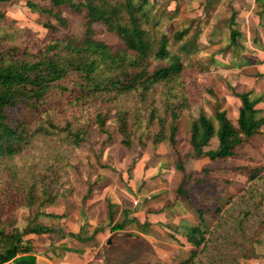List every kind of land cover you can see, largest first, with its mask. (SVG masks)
I'll list each match as a JSON object with an SVG mask.
<instances>
[{"label": "trees", "instance_id": "obj_1", "mask_svg": "<svg viewBox=\"0 0 264 264\" xmlns=\"http://www.w3.org/2000/svg\"><path fill=\"white\" fill-rule=\"evenodd\" d=\"M41 1L48 4L42 5L31 0L27 6L32 12L47 15L59 23L55 25L49 21L44 24L51 33L48 39L21 28L15 19L0 12V161H14L32 147L37 137L59 133H64L68 143L79 148L92 127L108 134V123L116 122L125 146H131L133 134L138 135L141 144L145 145L144 139L148 135L146 140L150 139L153 147L163 144L174 152L177 158L175 168L183 175L182 182L192 177L197 184L204 185L210 175L214 177L219 171L204 167L202 172L206 177L201 179L197 173L188 172L186 161L208 159L210 163H217L235 159L242 156L241 152L246 146L254 145L257 138L264 136L263 111L258 108L264 102V94H257L255 90L239 92L233 89V96L240 101L236 124L228 117L226 110H217L215 119L218 126L205 113H201L198 118L190 117L189 151L182 153L185 147L180 139L179 122L191 110L188 91L181 81L185 65L179 55L169 51L170 39L166 36L162 37L160 47L154 53L149 31L144 28V22L153 8L151 0ZM72 16H83L86 20L82 39L59 37L61 30L69 29ZM97 23L115 33L124 43L125 49L114 52L106 42L97 39ZM230 31L228 49L234 48V52H237L242 48L239 41L242 34L237 29L234 17ZM187 34L188 30L176 31L173 38L176 42H182ZM195 45L196 41L189 40L182 43L180 49L191 53ZM127 52H133L135 56L127 58ZM153 56L161 61H169V66L152 71ZM71 81L72 88L66 84ZM56 89H61L66 95L67 108L61 97L58 102L54 101ZM128 95H136L142 102L133 123L130 122V114L116 105L117 100ZM20 106L44 113L45 117L33 125L25 121H11L8 111ZM95 106V118L86 127L76 125L74 121L86 109ZM70 112L78 116L73 121L69 116L62 119V115ZM215 137L219 140L218 147L207 150ZM55 158L57 164L51 165L46 174L43 171L32 174L17 165L6 166V175L0 180V264H37L35 253L38 249L32 239H28L29 235L44 236L58 232L79 241H90L105 228L106 225L101 223L92 234L82 231L63 235V228L34 222L22 230L15 221H10L20 208L31 211L35 207L41 208L56 202L60 195L62 173H66V169L61 166L64 159L59 156V149ZM71 164V160H68L67 166L71 167ZM234 172L247 178V182L240 192L229 197L225 209L217 205L215 213L219 219L213 227L208 229L205 209H196L199 224L183 221L178 226L177 231L187 238L191 250L190 255L181 258L177 264L235 263L238 261L235 257L226 259L228 248L221 243L216 245L220 254L203 258L204 254L213 250L215 232L227 227L231 233L245 237L252 219L264 222L261 220L264 216L261 215L264 214V165H241ZM216 179L234 185L230 179ZM101 180L99 175L94 182H88V198L95 193ZM187 194L188 191L182 186L178 188V196L186 197ZM108 207L111 211L108 224L113 232L122 233L132 221L126 217L122 223L113 224L114 205L108 202ZM40 214L58 220L68 217L66 214L39 213L37 219ZM126 236L140 237L133 233H127ZM50 250H56V247ZM65 250L79 252L70 248Z\"/></svg>", "mask_w": 264, "mask_h": 264}, {"label": "rangeland", "instance_id": "obj_2", "mask_svg": "<svg viewBox=\"0 0 264 264\" xmlns=\"http://www.w3.org/2000/svg\"><path fill=\"white\" fill-rule=\"evenodd\" d=\"M28 1L31 0L2 2L0 12L6 13L10 19L17 18L15 20L21 28L30 30L38 37L50 38L51 33L44 24L49 21L55 25L59 23L47 15L32 12L27 6ZM32 1L48 4L41 0ZM250 1L252 0H151L153 8L148 20L144 22V28L149 31L154 53L160 47L162 37L166 36L170 39L169 51L173 55H179L185 65L181 81L188 91L191 110L179 122L180 139L185 147L183 154L189 151L190 117L198 118L201 113H205L218 126L215 114L217 110H226L228 117L236 124L240 103L233 96V89L239 92L255 90L257 94H264V81H256L260 77L258 73L264 72L263 64L257 65L256 62L261 56H255L257 49L261 47L254 41L259 39L257 34L252 35L256 29L251 28L250 32L245 25L254 17L261 20L260 25L264 23V12L260 8H254ZM233 17L237 22V29L243 35L239 39L242 48L237 52H234V48L228 49ZM85 24L83 16H72L69 29L61 30L59 37L82 39L86 31ZM95 29L97 39L106 42L114 52L125 49L120 38L109 32L103 24L97 23ZM187 30L188 34L182 42L174 40L176 31ZM189 40L196 41V45L192 46L194 52L191 53L180 49L182 43ZM126 56L131 58L135 53L127 52ZM152 59V71L170 64L169 61H161L154 56ZM66 84L71 88L73 86L72 81ZM60 97L64 99L63 105L67 108L66 95L61 89H56L54 101L58 102ZM116 105L130 114V122L133 123L142 102L136 95H128L117 100ZM258 108L263 111L264 116V102ZM96 109L97 106L86 109L74 121L76 125L86 127L95 118ZM8 115L13 122L25 121L32 125L45 117L44 113H37L24 106L10 109ZM68 116L73 121L78 115L70 112L62 115V119ZM107 128L108 134L92 127L79 148L70 145L64 133L37 137L32 147L14 161H0L2 180L8 165H17L32 174L40 171L46 174L51 165L53 167L57 164L55 157L58 149L59 156L64 159L61 166L66 169V173H62L60 195L56 202L41 208L35 207L31 211L18 209L10 220L15 221L18 228L23 230L29 223L38 222L63 228L65 235L79 234L82 231L92 234L101 223L106 225L90 241H79L58 232L27 236L31 237L38 249L35 253L37 264H133L157 261L177 264L181 258L190 255V246L185 243L186 239L180 238L181 233L176 230L175 220L181 221L179 217L189 215L188 218L197 225L199 216L196 209H205L206 223L210 229L219 219L215 213L217 205L225 209L229 197L240 192L247 182V178L236 175L234 169L241 165H264V137H260L254 141V145L246 146L241 152L242 156L235 159L217 163H210L208 159L186 161L188 172L197 173L201 179L206 177L202 172L204 167H211L219 172L214 177L210 175L204 185L197 184L192 177L182 182L183 175L175 168L176 155L168 147L163 144L153 147L152 141L146 140L148 135L144 139L146 144L143 145L136 134L132 135V144L127 147L122 143L123 137L116 122H109ZM66 159L71 160V167L67 166ZM157 166H160L159 170ZM152 171L155 173L150 175ZM99 175L102 178L101 184L88 198V182H94ZM216 178L230 179L234 181V185L225 184ZM180 186L188 191L186 197L178 196ZM108 202L114 205L113 224L122 223L126 217L132 221L122 233L111 231L112 227L108 224L111 212ZM39 213L66 214L68 217L58 220L40 214L37 219ZM261 220L264 221V216ZM249 229L245 237L231 233L227 227L217 230L212 243L213 250L204 254L203 258L220 254L216 245L221 243L228 248L227 260L233 257L238 259L231 264H264V222L252 219ZM127 233L140 237L130 238L126 236ZM176 235L178 238L174 239ZM51 247H56V250H50ZM66 248L79 252L66 251Z\"/></svg>", "mask_w": 264, "mask_h": 264}, {"label": "crops", "instance_id": "obj_3", "mask_svg": "<svg viewBox=\"0 0 264 264\" xmlns=\"http://www.w3.org/2000/svg\"><path fill=\"white\" fill-rule=\"evenodd\" d=\"M5 1H8V0H5ZM5 1H0V3H2V2H5ZM250 2H252L253 4V7L255 8V7H257V8H260V10L261 11H263L264 12V0H252V1H250ZM264 15V14H263ZM15 19H17V18H15ZM18 20V19H17ZM260 23H261V20L258 18L257 20L255 19V17L254 18H252V21L251 22H249V23H246L245 25H247L248 26V29H249V31L250 32H252V30H255L256 29V31L252 34L253 36H255V34H257V37H258V41L256 42V39H255V41H254V43L255 44H257L258 46H260L261 48H259V49H257V53L255 54V56L257 55V56H261L260 58L261 59H259L258 61H256L257 62V65H262L263 64V66H264V46H262V44L264 45V23H262L261 25H260ZM253 26H254V29H253ZM256 26V27H255ZM251 28H252V30H251ZM242 34V33H241ZM249 36L251 37V34H249ZM249 37V38H250ZM241 38H243V35L241 36ZM259 75H263V76H260L256 81H259V80H263L264 81V72H262V73H258ZM254 82V81H253ZM238 102L240 103V101L238 100ZM240 106V105H239ZM238 117H239V107H238V112L236 113V118H237V120H238ZM236 120V121H237ZM264 137V136H263ZM212 147L210 148V146H209V148L210 149H208L207 148V150H215L217 147H218V145H219V140H218V138L217 137H215V138H213V140L211 141V144H210ZM157 170H159V168H160V166H157ZM155 171V172H158V171ZM154 171H152V172H150V175H152V174H154L155 173ZM173 174V173H172ZM176 206L177 207H180V205L179 204H176ZM183 214H185V211H183ZM189 217V215H183L182 217H179V218H181V221H178L177 222V220H175V224H177V227L183 222V221H188V222H191V223H193L194 221H192L191 219H189L188 218ZM191 218H192V216H191ZM177 227H176V230H177ZM112 231V230H111ZM184 238V239H186L187 240V238L186 237H184V235H182V234H180V238ZM178 238V236L176 235V237H174V239H177ZM28 239H31V237H28ZM182 242H183V239H182ZM186 244L188 243L189 244V242H188V240L185 242ZM184 243V244H185ZM190 246V250H191V245L189 244L188 245V247ZM190 252V251H189Z\"/></svg>", "mask_w": 264, "mask_h": 264}]
</instances>
